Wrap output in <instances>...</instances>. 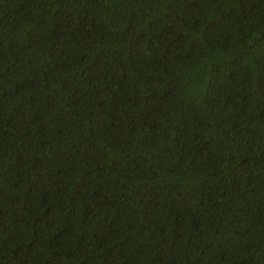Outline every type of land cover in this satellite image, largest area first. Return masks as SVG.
Returning a JSON list of instances; mask_svg holds the SVG:
<instances>
[{
	"label": "trees",
	"instance_id": "1",
	"mask_svg": "<svg viewBox=\"0 0 264 264\" xmlns=\"http://www.w3.org/2000/svg\"><path fill=\"white\" fill-rule=\"evenodd\" d=\"M0 264H264V0H0Z\"/></svg>",
	"mask_w": 264,
	"mask_h": 264
}]
</instances>
